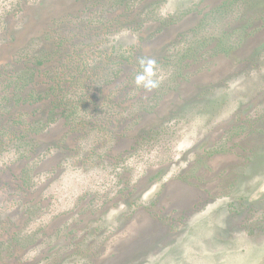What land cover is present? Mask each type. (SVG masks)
<instances>
[{"label": "rangeland", "instance_id": "1", "mask_svg": "<svg viewBox=\"0 0 264 264\" xmlns=\"http://www.w3.org/2000/svg\"><path fill=\"white\" fill-rule=\"evenodd\" d=\"M115 1L0 0V264H264V0Z\"/></svg>", "mask_w": 264, "mask_h": 264}, {"label": "trees", "instance_id": "2", "mask_svg": "<svg viewBox=\"0 0 264 264\" xmlns=\"http://www.w3.org/2000/svg\"><path fill=\"white\" fill-rule=\"evenodd\" d=\"M128 1L129 0H117V1H115V3L113 4V5H111V8L112 7H120V6H123L124 4H125V2H126V4H128ZM143 0H141L140 2H142ZM194 10V9H193ZM106 28H100V31H102L103 32V34L106 36L107 35V33L108 32H106V30H105ZM102 36V35H101ZM71 40V39H70ZM81 46V45H80ZM80 46H79V44H78V46H76L77 48L75 49V54H76V56L77 57H79V52H81V49L82 48H80ZM112 49L113 50H108L107 51V53H106V56L105 57H103V59H102V61H101V63H96L95 64V67L94 68H92L91 70L93 71V72H95V74L97 75V76H100V75H102L103 77H105V78H107L108 76H112L111 77V81H113L114 79H115V73H112L111 72V70L110 69H107V68H109L108 66H106V65H108V64H110L111 65V68H114L113 69V71H115V68H118V67H120V66H123V64H126L127 62H125V61H123V59H124V55H122L121 53H120V51L118 50V48H116V47H112ZM116 50V51H115ZM224 50V49H223ZM229 53V51H226V53L225 54H228ZM39 57H35V61H36V64H39V65H41V64H43V60L41 59H38ZM43 58V57H42ZM125 60V59H124ZM75 66H77V65H75ZM107 67V68H106ZM69 71H70V69H68ZM77 70H81V67L80 66H77L76 67V70H74V73H72V74H70V76H71V79L73 80V81H76V80H78V77H77V75L78 74H80L79 72H77ZM19 80H21L22 81V83L23 84H25L24 83V81L21 79V77L19 78ZM29 79H27V81H28ZM28 83V82H27ZM26 83V85H28ZM25 85V86H26ZM57 92H55L56 93V95H55V97H56V100H59V101H63V100H65L64 98V95H63V93H62V88H60V83L57 85ZM30 99H32V97H29V99L28 100H26V102H29V100ZM21 100V99H20ZM262 119H264V116L263 117H261ZM264 121V120H263ZM258 131H259V133L260 134H257L258 135V137H261V136H263L262 134H264V125L262 126V128L260 127V129H258ZM253 135V134H252ZM256 135V134H255ZM255 135H253V136H255ZM214 154L215 153H219V151H214L213 152Z\"/></svg>", "mask_w": 264, "mask_h": 264}, {"label": "clouds", "instance_id": "3", "mask_svg": "<svg viewBox=\"0 0 264 264\" xmlns=\"http://www.w3.org/2000/svg\"><path fill=\"white\" fill-rule=\"evenodd\" d=\"M156 61L151 58H142L140 60L141 71L135 76V83L138 87H143L151 91L159 87L158 79L154 78V69Z\"/></svg>", "mask_w": 264, "mask_h": 264}]
</instances>
